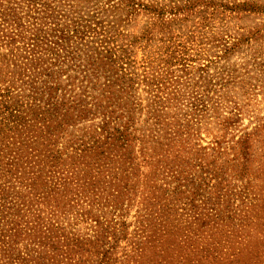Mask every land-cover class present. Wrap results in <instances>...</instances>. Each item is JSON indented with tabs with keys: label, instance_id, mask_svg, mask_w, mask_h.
Masks as SVG:
<instances>
[{
	"label": "rangeland",
	"instance_id": "rangeland-1",
	"mask_svg": "<svg viewBox=\"0 0 264 264\" xmlns=\"http://www.w3.org/2000/svg\"><path fill=\"white\" fill-rule=\"evenodd\" d=\"M0 264H264V0H0Z\"/></svg>",
	"mask_w": 264,
	"mask_h": 264
}]
</instances>
